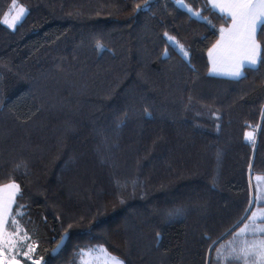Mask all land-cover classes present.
<instances>
[{
    "label": "trees",
    "instance_id": "16d2710c",
    "mask_svg": "<svg viewBox=\"0 0 264 264\" xmlns=\"http://www.w3.org/2000/svg\"><path fill=\"white\" fill-rule=\"evenodd\" d=\"M176 1L16 0L9 30L0 0V187L18 185L4 228L24 239L18 263L101 247L122 264H247L238 231L264 208V24L257 66L211 77L229 19Z\"/></svg>",
    "mask_w": 264,
    "mask_h": 264
},
{
    "label": "crops",
    "instance_id": "0c3cea01",
    "mask_svg": "<svg viewBox=\"0 0 264 264\" xmlns=\"http://www.w3.org/2000/svg\"><path fill=\"white\" fill-rule=\"evenodd\" d=\"M208 6L217 14L224 16L229 19L228 26L223 29V33L219 34L218 39L213 44V46L207 52V61H208V74L211 77H218L224 79H239L240 77H233L230 75L232 71L235 70L236 66L243 64V70L246 68H255L258 64L260 48L256 41V32L258 27L264 22H260L257 24L254 40L257 45L255 49L246 48L236 52L233 55H229L226 58H219L217 53L221 51L224 47H226L233 39L230 35V29L232 28V18L230 14V10L228 8H224L223 11L219 7L213 9L212 2L213 0H206ZM216 3L227 4L230 3L231 0H215ZM220 45L217 48V45ZM212 52L210 56L209 53ZM249 58H255L256 64H250ZM215 60V71H213V61ZM10 185V184H9ZM5 186H1L0 189H3V192L0 193V207H2V212H0V220L3 221L0 224V233L3 234V238L5 237V225L10 213L11 206L13 204V199L15 195V188H9ZM264 208H254L248 216L247 221L243 224V226L239 229L238 235L240 244V251L246 261L247 264H264V247H261V243L264 242ZM244 229V231H241ZM3 241V240H2ZM2 241H0V246Z\"/></svg>",
    "mask_w": 264,
    "mask_h": 264
},
{
    "label": "snow or ice",
    "instance_id": "6c2138e0",
    "mask_svg": "<svg viewBox=\"0 0 264 264\" xmlns=\"http://www.w3.org/2000/svg\"><path fill=\"white\" fill-rule=\"evenodd\" d=\"M178 3L183 5V0H177ZM213 9L219 7L221 11L226 7L230 10L231 18H232V28L229 30L230 35L234 37V39L221 51L217 53V56L221 59L228 57L229 55H233L236 52L246 49V48H252L255 49L257 47L255 40H254V33L257 27V24L260 22H264V0H231L230 3L227 4H221L216 3L215 0L212 2ZM16 8V0H13L12 9ZM189 11H192L189 9ZM25 13L24 8H20L18 14L13 18V23L10 24V27H15V23L19 21ZM195 15L199 16V13H194ZM7 16V14H6ZM4 23H8L7 19L4 20ZM223 29H221V32L223 33ZM172 39L171 37L169 38ZM98 47H101V45H97ZM220 45H217V48H219ZM185 56H187V52L185 51L183 53ZM209 55H212V52L209 53ZM255 58H249L250 64H256ZM213 71H215V60L213 61ZM243 68V64H240L236 66L235 70L230 73L233 77H240L242 76L241 69ZM6 187L9 188H17L18 185L12 184L8 185ZM3 192V189H0V193ZM0 200H2V197H0ZM0 212H2V207H0ZM3 221L0 220V224H2ZM13 223L15 224V220H13ZM241 231H244V229H241ZM264 231V230H262ZM3 240V234L0 233V241ZM261 247H264V242L261 243ZM94 251H99L104 256L106 261H111V264H122L121 261H119L116 257H111L107 254L106 250L104 249H97Z\"/></svg>",
    "mask_w": 264,
    "mask_h": 264
},
{
    "label": "rangeland",
    "instance_id": "374dc122",
    "mask_svg": "<svg viewBox=\"0 0 264 264\" xmlns=\"http://www.w3.org/2000/svg\"><path fill=\"white\" fill-rule=\"evenodd\" d=\"M176 3L180 6V8H183L187 11L189 10L184 4L181 5L177 1ZM12 5L13 3L10 5L8 11L6 12L7 16L5 14L2 19V23L9 30L13 29V27H10L9 25L13 23V18L18 14L19 9L21 8V6H16L15 9H12ZM23 17L15 23V26L23 19ZM5 19H7L8 23H4ZM246 138H248V135L246 136ZM253 185L254 190L257 193L264 192V177L255 176L253 178ZM22 244H24V239L20 235L6 234L0 246V264H20L15 260L16 258H14V256L19 253V248L22 247ZM97 249H101V247H95L92 250L82 252L79 264H111V261L105 260L101 252L94 251ZM26 255L27 254H24V256Z\"/></svg>",
    "mask_w": 264,
    "mask_h": 264
},
{
    "label": "water",
    "instance_id": "95a60500",
    "mask_svg": "<svg viewBox=\"0 0 264 264\" xmlns=\"http://www.w3.org/2000/svg\"><path fill=\"white\" fill-rule=\"evenodd\" d=\"M154 1V0H151ZM66 242V237H63L58 243L57 245L54 247V249L51 251V255L52 256H56L60 250L63 248V246L65 245Z\"/></svg>",
    "mask_w": 264,
    "mask_h": 264
}]
</instances>
